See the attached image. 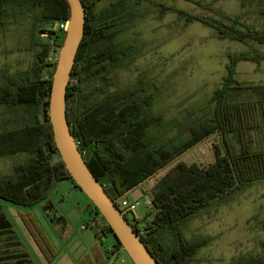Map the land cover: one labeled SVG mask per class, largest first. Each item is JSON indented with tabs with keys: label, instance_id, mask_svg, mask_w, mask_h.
Listing matches in <instances>:
<instances>
[{
	"label": "trees",
	"instance_id": "1",
	"mask_svg": "<svg viewBox=\"0 0 264 264\" xmlns=\"http://www.w3.org/2000/svg\"><path fill=\"white\" fill-rule=\"evenodd\" d=\"M82 1L86 8L85 35L67 91L66 112L72 134L85 153L88 167L114 201L177 160L153 187L154 218L144 230L139 224L134 227L160 264H187L211 239H186L185 223L264 179V149H252L249 139L252 132L264 129V84L246 85L236 77L239 61L259 64L264 60V51L253 46H264V28L247 24L244 12L230 15L212 7L208 8L224 19L192 14L158 0H114L99 12L89 14L88 0ZM241 2L243 6L250 3L264 17V0ZM146 3L157 7L163 16L176 12L186 24L201 23L216 30L221 39L251 48L228 54L220 85L203 104L187 105L183 116L166 117L163 110L157 109V97L148 77L134 87H115L120 68L142 53L138 44L121 41L120 37L149 13L143 9ZM18 14L33 19L32 48L28 50H33L34 60L25 70L5 69L0 76V158L23 156L11 173L0 175V200L30 208L48 199L60 181L71 180L79 188L57 150L49 120L56 63L49 64L48 57L53 47L60 46L58 40L65 30L58 27L57 35L38 43L36 29L39 23L67 21L70 10L67 0H0L1 33L7 31L11 18ZM247 92L256 98L242 99ZM215 134L221 136L222 146L214 145L212 163L187 164L179 160ZM232 140L238 147L233 146ZM93 206L95 218L101 216ZM23 215L29 217V224L37 226L31 212ZM104 222L102 232L113 235ZM2 226L9 223L0 214ZM115 250H121L117 239ZM54 256L55 251L50 258ZM258 262L264 264V257L246 258L242 264Z\"/></svg>",
	"mask_w": 264,
	"mask_h": 264
},
{
	"label": "rangeland",
	"instance_id": "2",
	"mask_svg": "<svg viewBox=\"0 0 264 264\" xmlns=\"http://www.w3.org/2000/svg\"><path fill=\"white\" fill-rule=\"evenodd\" d=\"M113 1L88 0V13L99 12ZM158 1L192 14L219 19L224 18L208 7L230 15L244 12L243 20L247 24L264 28V17L250 3L243 6L242 0ZM143 9L149 13L120 37L121 41L138 44L142 53L120 68L115 87H134L148 77L157 97L156 107L163 110L166 117L183 116L187 105L203 104L226 74L228 54L251 50L248 45L221 39L216 30L201 23L186 24L176 12L163 16L150 3L144 4ZM32 20L15 15L7 31L0 32V76L5 69L16 72L32 64L34 53L28 50L32 48ZM53 26L39 23L36 29H52ZM37 36L38 43L46 42L49 37ZM64 36L65 33L58 44H62ZM253 46L264 51L260 44ZM59 50L60 46L52 48L49 64L56 63ZM236 77L246 85L264 84V60L259 64L239 61ZM247 98L256 96L247 92L242 99ZM249 139L252 149H264V129L252 132ZM221 141L219 134L212 135L181 155L179 160L187 164L212 163L214 145L221 147ZM232 144L238 147L235 140ZM22 158V155L0 158V175L11 173L15 162ZM176 161L123 196L129 202H139L135 211L127 213V218L135 221L137 217L135 223L142 230L156 213L153 205H148L153 187ZM25 212L32 213L37 226L28 223ZM0 214L9 223L0 228V264H89L82 261L89 254L95 264H133L125 251L113 252L115 237L102 232L104 219L95 218L93 203L71 180L58 182L48 199L30 208L0 200ZM184 236L188 240L205 236L211 239L187 264H242L246 258L264 257V179L256 181L234 199L222 201L189 219L184 225Z\"/></svg>",
	"mask_w": 264,
	"mask_h": 264
},
{
	"label": "water",
	"instance_id": "3",
	"mask_svg": "<svg viewBox=\"0 0 264 264\" xmlns=\"http://www.w3.org/2000/svg\"><path fill=\"white\" fill-rule=\"evenodd\" d=\"M69 18L65 36L57 56L52 76L49 99V120L57 150L73 181L96 206L101 216L111 227L113 236L121 244L133 264H160L141 239L140 234L107 193L99 179L88 167L74 138L67 118V91L76 56L85 35L86 8L82 0H67ZM56 22L52 29L38 30L39 35H57Z\"/></svg>",
	"mask_w": 264,
	"mask_h": 264
},
{
	"label": "built area",
	"instance_id": "4",
	"mask_svg": "<svg viewBox=\"0 0 264 264\" xmlns=\"http://www.w3.org/2000/svg\"><path fill=\"white\" fill-rule=\"evenodd\" d=\"M67 24H68V21L58 23L57 28L60 27V28L65 30L67 28ZM81 153L85 159V155H84L85 153L84 152H81ZM115 203L117 204V206L119 207L120 210H122L126 213V215L129 211H135L138 204H139V202H129L126 199H124L123 197L119 198L117 201H115ZM150 204L151 203L149 202L148 205H150Z\"/></svg>",
	"mask_w": 264,
	"mask_h": 264
},
{
	"label": "crops",
	"instance_id": "5",
	"mask_svg": "<svg viewBox=\"0 0 264 264\" xmlns=\"http://www.w3.org/2000/svg\"><path fill=\"white\" fill-rule=\"evenodd\" d=\"M48 207V205L46 206V208ZM108 234V233H107ZM113 252H120L121 250H115V242L113 243ZM88 257H87V259H85V261H88V263L89 264H95V262H94V260L91 258V256H90V254L89 255H87ZM99 259H100V257H99Z\"/></svg>",
	"mask_w": 264,
	"mask_h": 264
},
{
	"label": "flooded vegetation",
	"instance_id": "6",
	"mask_svg": "<svg viewBox=\"0 0 264 264\" xmlns=\"http://www.w3.org/2000/svg\"><path fill=\"white\" fill-rule=\"evenodd\" d=\"M129 221H130V223L133 225V226H135V221H132V220H130V219H128ZM135 228V227H134Z\"/></svg>",
	"mask_w": 264,
	"mask_h": 264
}]
</instances>
